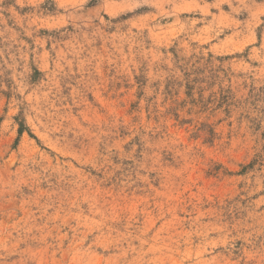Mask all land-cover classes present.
<instances>
[{
  "label": "rangeland",
  "instance_id": "374dc122",
  "mask_svg": "<svg viewBox=\"0 0 264 264\" xmlns=\"http://www.w3.org/2000/svg\"><path fill=\"white\" fill-rule=\"evenodd\" d=\"M0 264H264V0H0Z\"/></svg>",
  "mask_w": 264,
  "mask_h": 264
}]
</instances>
